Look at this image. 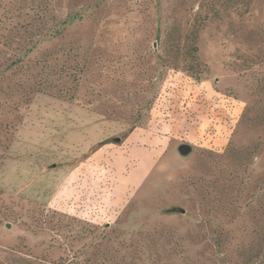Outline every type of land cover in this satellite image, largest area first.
Returning a JSON list of instances; mask_svg holds the SVG:
<instances>
[{
    "label": "rangeland",
    "instance_id": "obj_1",
    "mask_svg": "<svg viewBox=\"0 0 264 264\" xmlns=\"http://www.w3.org/2000/svg\"><path fill=\"white\" fill-rule=\"evenodd\" d=\"M0 264H264V0H0Z\"/></svg>",
    "mask_w": 264,
    "mask_h": 264
},
{
    "label": "water",
    "instance_id": "obj_2",
    "mask_svg": "<svg viewBox=\"0 0 264 264\" xmlns=\"http://www.w3.org/2000/svg\"><path fill=\"white\" fill-rule=\"evenodd\" d=\"M191 151H192V149L188 145L179 146V152H181L183 155H188V154L192 153ZM183 212H185V211H183Z\"/></svg>",
    "mask_w": 264,
    "mask_h": 264
}]
</instances>
